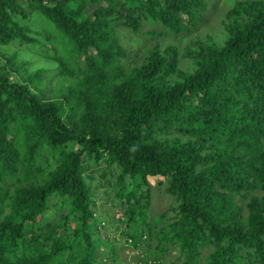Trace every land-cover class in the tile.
<instances>
[{"label": "trees", "instance_id": "16d2710c", "mask_svg": "<svg viewBox=\"0 0 264 264\" xmlns=\"http://www.w3.org/2000/svg\"><path fill=\"white\" fill-rule=\"evenodd\" d=\"M207 3L0 0V264L119 262L88 180L105 162L138 264H161L167 243L182 264H264V0L235 1L223 44H156L133 66L119 34L146 21L188 32ZM39 19L44 40L30 34ZM16 41L50 43L54 95L47 68L3 48ZM151 178L176 201L164 224L167 210L149 213Z\"/></svg>", "mask_w": 264, "mask_h": 264}, {"label": "rangeland", "instance_id": "374dc122", "mask_svg": "<svg viewBox=\"0 0 264 264\" xmlns=\"http://www.w3.org/2000/svg\"><path fill=\"white\" fill-rule=\"evenodd\" d=\"M22 1V0H21ZM208 10L204 14V19L196 26L191 27L190 31H184L180 34H173L166 30L165 26L161 23L156 22H144L138 34H134L129 27H119V34L123 39V42L129 49V57L127 63L129 66L141 63L151 47L156 44H160L165 47L170 44L178 46L182 54L186 50L188 45L193 42L208 41L216 42L217 44H223L228 36L226 29V23L228 21V11L233 7L237 0H207ZM17 17V16H16ZM43 18V17H42ZM32 36L38 37L44 40L41 35L45 27V21L43 19L32 20ZM194 44V43H193ZM4 49L14 52L17 54L18 60H28L25 65L30 70L36 68H47L46 73L48 74L47 80V95H54V93L60 88L58 83L59 77L52 78L56 71L55 68L57 62L51 57L45 56L44 52L51 50L50 43H33V42H15L3 46ZM42 51H44L42 53ZM194 65L193 60L188 57H181L180 66L184 69H190ZM51 69V70H50ZM15 79L23 80L19 73H16ZM51 79V80H50ZM93 172V178H88L91 184L94 186L96 192V202L101 209V213L109 219V221L102 222V230L106 231V238H116L119 241L118 248L120 253L119 262H115L110 256H105L108 264H138V257L142 253L140 246H134L128 237L122 234L117 236L119 229L118 216L120 215L116 206V201L113 199L112 184L109 180L114 179L115 167L110 166L108 163H102L100 166L95 167ZM114 168V169H112ZM108 172L104 174L105 171ZM109 179V180H108ZM152 182V196H151V208L149 213L151 216H156L160 212L167 210L166 217L163 218V224L167 218L171 217L175 211L170 207L176 205L174 197L168 193L165 189L164 184L157 183L156 178L150 179ZM112 194V195H111ZM52 206L48 210L50 218H59L62 213V207L56 205L51 201ZM111 220V221H110ZM62 233V230L60 231ZM115 235V236H114ZM157 240H153V245ZM177 245V244H176ZM176 245L167 243V248L162 254L161 264H182L184 256L179 252ZM102 251H105V247H100ZM100 248H98V256H101ZM210 248L203 249V253L207 254ZM70 252V251H69Z\"/></svg>", "mask_w": 264, "mask_h": 264}]
</instances>
